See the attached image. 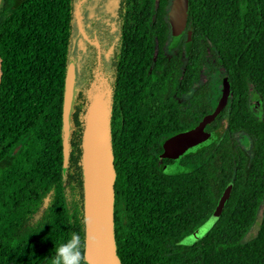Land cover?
<instances>
[{
    "label": "trees",
    "instance_id": "16d2710c",
    "mask_svg": "<svg viewBox=\"0 0 264 264\" xmlns=\"http://www.w3.org/2000/svg\"><path fill=\"white\" fill-rule=\"evenodd\" d=\"M79 1L0 0V264H49L72 232L89 264L85 134L98 100L108 114L121 264H264V0H190L176 46L175 0H116L105 11L117 27L109 63L99 57L101 35L84 38L89 57L77 73L65 168L63 102L77 64ZM101 22L109 29L92 25ZM203 124L220 138L182 158L190 172L172 173L165 144ZM229 184L213 229L179 244ZM259 214L257 235L245 241Z\"/></svg>",
    "mask_w": 264,
    "mask_h": 264
},
{
    "label": "water",
    "instance_id": "95a60500",
    "mask_svg": "<svg viewBox=\"0 0 264 264\" xmlns=\"http://www.w3.org/2000/svg\"><path fill=\"white\" fill-rule=\"evenodd\" d=\"M190 13V0H175L170 14L172 31V46L180 43L187 28ZM3 58L0 51V88L3 77ZM77 64L71 62L65 80L63 102L64 129V167L67 168L70 158L69 138L71 135V114L77 88ZM101 110V118H96L95 112ZM221 134L218 131H207L206 125L182 132L168 140L164 146V156L174 162L170 165L172 173L190 172L191 168L181 164L184 156L203 150L209 144L217 141ZM85 187H86V257L89 264H121L116 251L113 218V182L115 173L112 163L108 114L102 100H98L91 109L85 134ZM107 169L105 186L107 192L103 203L97 200L96 192L100 189L102 167ZM103 169V168H102ZM232 184H229L213 214L200 227L184 237L179 244L193 245L203 239L216 225L231 196Z\"/></svg>",
    "mask_w": 264,
    "mask_h": 264
},
{
    "label": "rangeland",
    "instance_id": "374dc122",
    "mask_svg": "<svg viewBox=\"0 0 264 264\" xmlns=\"http://www.w3.org/2000/svg\"><path fill=\"white\" fill-rule=\"evenodd\" d=\"M83 0L78 2L77 6V18L75 21V45L73 50V57L77 61V67L78 71L80 68V65L82 66L85 63V60H87V57H89L88 52H86V46H85V40L84 38L87 37V31L93 33L96 35H101V40L99 41L97 39L96 43L99 46V57L102 59V61L109 63V59L112 55L113 47L111 46V43H114L117 39L116 34V26L113 22H111L110 17L108 14L104 13V5L107 0ZM109 1V8L110 10L113 9L116 0H108ZM85 5H84V3ZM83 4V8H82ZM82 8V9H81ZM96 21H104L107 22L109 29L107 28V25L102 24V22L98 26L92 25L93 20ZM93 26V28H92ZM96 32V33H95ZM111 44V45H110ZM173 52V51H170ZM80 84V83H79ZM219 88H223V85H220ZM254 104H257L255 101ZM258 109V105L254 107V109ZM96 118H101L102 122L104 123L103 119V113L101 110H97L95 112ZM242 141V138L240 139ZM242 143V142H241ZM261 214H259L258 219L252 226V228L249 230V232L245 236V241H249L253 239L259 230L260 224H261Z\"/></svg>",
    "mask_w": 264,
    "mask_h": 264
},
{
    "label": "clouds",
    "instance_id": "9594fccd",
    "mask_svg": "<svg viewBox=\"0 0 264 264\" xmlns=\"http://www.w3.org/2000/svg\"><path fill=\"white\" fill-rule=\"evenodd\" d=\"M49 264H83L81 236L72 232L69 238L55 245Z\"/></svg>",
    "mask_w": 264,
    "mask_h": 264
},
{
    "label": "bare ground",
    "instance_id": "6f19581e",
    "mask_svg": "<svg viewBox=\"0 0 264 264\" xmlns=\"http://www.w3.org/2000/svg\"><path fill=\"white\" fill-rule=\"evenodd\" d=\"M103 164H100L99 167H102ZM103 168V169H102ZM101 170L103 171L102 176L100 178L101 183H100V189H98V191L96 192L97 194V200L101 203H103L105 196H106V192H107V184L105 186V180H106V175H107V182H108V174H107V169L102 167Z\"/></svg>",
    "mask_w": 264,
    "mask_h": 264
},
{
    "label": "flooded vegetation",
    "instance_id": "af4514ba",
    "mask_svg": "<svg viewBox=\"0 0 264 264\" xmlns=\"http://www.w3.org/2000/svg\"><path fill=\"white\" fill-rule=\"evenodd\" d=\"M108 6H109V1L107 0L106 3H105V5H104V9H105L106 13H107V12H111V13L114 12L115 8L113 7V9L110 10V8H109ZM105 11H104V13H105ZM181 160H182V159H181ZM173 162H174V161H173ZM171 164H172V163H171ZM181 164H182V163H181Z\"/></svg>",
    "mask_w": 264,
    "mask_h": 264
}]
</instances>
